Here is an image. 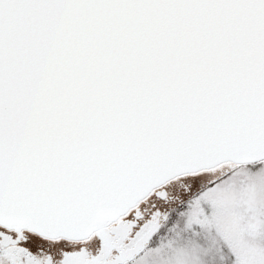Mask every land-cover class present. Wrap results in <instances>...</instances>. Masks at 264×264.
Listing matches in <instances>:
<instances>
[{"label": "snow or ice", "instance_id": "6c2138e0", "mask_svg": "<svg viewBox=\"0 0 264 264\" xmlns=\"http://www.w3.org/2000/svg\"><path fill=\"white\" fill-rule=\"evenodd\" d=\"M0 264H264V0H0Z\"/></svg>", "mask_w": 264, "mask_h": 264}]
</instances>
